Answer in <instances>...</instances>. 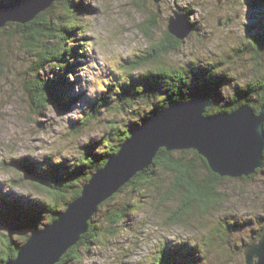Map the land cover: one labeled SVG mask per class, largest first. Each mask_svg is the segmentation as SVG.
Segmentation results:
<instances>
[{
    "label": "rangeland",
    "instance_id": "rangeland-1",
    "mask_svg": "<svg viewBox=\"0 0 264 264\" xmlns=\"http://www.w3.org/2000/svg\"><path fill=\"white\" fill-rule=\"evenodd\" d=\"M18 1L21 0H0V4ZM252 1L161 0L155 4L153 0H73L70 19L80 28L71 43L86 40L90 46L88 60L74 65L75 76L53 65L41 73L44 78L63 74L66 85H71L66 87L67 97L80 95L81 100L66 111L52 106L39 113L31 109L24 84L31 78L33 56L22 46L16 23L0 28V239L11 238L20 246L30 234L20 219L4 215L6 202L18 201L27 207L47 198L28 172L10 165L12 159L27 156L36 165L37 173L45 176L54 165L71 168L78 164L82 149L102 141L110 123L129 128L140 125L163 91H158L155 98L133 101L129 109L123 107L124 99H118L117 94L130 80L142 85L148 68L181 66L195 71L200 66L216 64L231 79L222 88L224 100L233 84H245L254 75L264 73V49L260 67L247 46L264 30V4L254 7ZM76 4H81L82 9L75 8ZM55 6L58 8L60 3L50 8ZM174 12L191 13L189 19L195 26L192 33L179 48L161 56L158 64L133 68V60L144 56L153 43L162 39ZM236 15L238 19L225 24L227 16ZM149 19L154 20V27L145 35ZM110 89L109 103L96 118L85 123L92 104ZM102 148L103 145L98 147ZM171 180L167 171L160 170L154 187L162 192ZM218 192L220 199L214 207L205 212L194 209L182 222L174 224L166 222L179 196H168L161 202L162 194L150 189L144 193L146 196L133 199L125 190L110 205L103 206L93 220L101 221L109 207L125 201L140 199V208L127 216L124 226L117 228L114 235H106L104 245L98 242L82 248L80 259L73 264H152L163 245L184 247L186 254L178 264H245V248L260 239L264 228V168L253 178L222 180ZM224 228L221 238L219 231ZM191 247L195 249L194 257L188 253Z\"/></svg>",
    "mask_w": 264,
    "mask_h": 264
},
{
    "label": "trees",
    "instance_id": "trees-1",
    "mask_svg": "<svg viewBox=\"0 0 264 264\" xmlns=\"http://www.w3.org/2000/svg\"><path fill=\"white\" fill-rule=\"evenodd\" d=\"M55 2L60 3V6L50 8ZM72 2L73 0H55L47 8L49 10L41 11L32 21L25 24L16 23L22 46L27 53L33 56L30 69L31 78L25 79L24 89L29 98L30 107L35 113H39L41 109L49 106L60 111H66L81 100L80 95L67 97L66 87H71V85L68 83L66 85L67 80L63 78V74H59L55 78H44L41 75L51 65L58 67L64 73L74 75V65L79 61L86 62L88 60L89 43L86 40L71 43L72 38L80 28L79 25L72 22L73 19H70L71 14L74 13ZM263 4L264 0H253L251 6ZM82 7L81 4L75 5V8L78 9H82ZM186 13L191 16V13ZM65 18L68 19L64 21ZM153 24L154 20L149 19V25L143 30L145 35L150 28L154 27ZM6 25L11 27V23ZM193 27L195 28L194 25ZM181 44V40L166 30L162 39L153 43L145 51L144 56L133 60L132 66L136 69L150 66L153 63L158 64L161 56L176 50ZM247 46L254 55L252 57L258 58L257 65L262 67L260 57L264 49V30L256 35ZM219 68L216 64L203 65L195 71H188L181 66L150 67L143 73L142 85L144 87L141 84L136 85L130 80L124 90L118 89L117 97L124 99L123 107L129 109L133 108V101L155 98L158 91L162 90L163 95L147 112L144 120L173 103L187 101L195 97L211 100V105L205 109L206 115L229 112L243 103H248L256 113H259L264 104V73L254 75L245 84H233L232 92L224 100L222 88L229 85L231 79ZM114 86L120 88L118 85ZM59 88H62L60 95L57 91ZM111 93L110 89L103 95L102 99L92 104L90 112L85 118V123L96 118L97 114L109 103ZM138 126L136 125L134 128ZM134 128L119 127L110 123L102 141L89 144L82 149L78 164L71 168L64 165H54L45 176L40 172L37 173L36 165L27 156L12 159L10 165L19 168L22 172H28L31 181L46 194L47 198L41 204H32L27 207L18 201L10 204L6 202L7 206L3 210L4 215L20 219L30 232L34 229L43 228L80 195L82 185L88 181L93 172L105 164L108 157L118 151L120 145L130 136ZM100 145H103L101 150L98 149ZM263 168L264 157L261 167L254 174L240 178H253ZM160 170H165L172 176L170 185L166 186L162 192L157 191L154 187ZM224 179H230V177H221L212 172L206 160L194 150L168 151L164 148L159 149L149 167L136 173L113 196L99 205L97 212L88 222V231L81 235L78 243L62 255L56 264H73L80 259L82 248L88 249L97 245L98 242L104 245L106 235H114L117 228L124 226L127 216L135 209L140 208V199L125 201L122 205L109 207L103 213L101 221H94L98 211L103 206L110 205L119 193L129 190L130 197L135 199V197L146 196L144 193L153 189L157 194H162L160 196L161 202L168 196H179L180 200L167 217L166 222L178 224L184 220L186 215H191L194 209L205 212L208 208L214 207L220 199L218 187ZM43 218H47L46 221L42 222ZM224 231L225 228L223 231H219L222 234H218L219 237H224ZM263 232L264 228L260 236ZM26 239L27 237L23 238L20 245ZM18 246L11 238L0 239V264H5L9 259L15 258ZM183 250L184 247L168 248L167 245H163L157 256L153 257L152 264H178L179 260H183L186 254ZM194 250V247H191L188 251L191 257H194L192 254Z\"/></svg>",
    "mask_w": 264,
    "mask_h": 264
},
{
    "label": "water",
    "instance_id": "water-1",
    "mask_svg": "<svg viewBox=\"0 0 264 264\" xmlns=\"http://www.w3.org/2000/svg\"><path fill=\"white\" fill-rule=\"evenodd\" d=\"M55 0H21L0 4V28L7 23L25 24L47 9ZM161 0H153L158 4ZM225 24L232 22L227 17ZM221 24V18L218 19ZM187 13L174 12L167 21V31L184 41L193 31ZM211 100L195 97L173 103L144 120L132 130L118 151L93 172L80 195L43 228L30 232L17 248L16 257L5 264H56L81 235L105 200L152 163L159 149L194 150L209 168L221 177L252 175L264 157V104L256 113L243 103L229 112L206 115ZM245 264H264V232L244 251Z\"/></svg>",
    "mask_w": 264,
    "mask_h": 264
},
{
    "label": "flooded vegetation",
    "instance_id": "flooded-vegetation-1",
    "mask_svg": "<svg viewBox=\"0 0 264 264\" xmlns=\"http://www.w3.org/2000/svg\"><path fill=\"white\" fill-rule=\"evenodd\" d=\"M227 17H229V16H227ZM232 18V17H231ZM239 18V15H236L235 16V18H233V20H232V22L234 21V19H238ZM232 22H230V23H232ZM224 23V22H223Z\"/></svg>",
    "mask_w": 264,
    "mask_h": 264
},
{
    "label": "bare ground",
    "instance_id": "bare-ground-1",
    "mask_svg": "<svg viewBox=\"0 0 264 264\" xmlns=\"http://www.w3.org/2000/svg\"><path fill=\"white\" fill-rule=\"evenodd\" d=\"M135 129V128H134Z\"/></svg>",
    "mask_w": 264,
    "mask_h": 264
}]
</instances>
